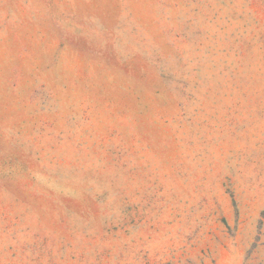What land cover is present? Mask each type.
I'll use <instances>...</instances> for the list:
<instances>
[{
  "label": "rangeland",
  "instance_id": "rangeland-1",
  "mask_svg": "<svg viewBox=\"0 0 264 264\" xmlns=\"http://www.w3.org/2000/svg\"><path fill=\"white\" fill-rule=\"evenodd\" d=\"M0 264H264V0H0Z\"/></svg>",
  "mask_w": 264,
  "mask_h": 264
}]
</instances>
